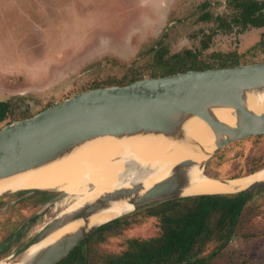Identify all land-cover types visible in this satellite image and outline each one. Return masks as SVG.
<instances>
[{"label":"rangeland","instance_id":"374dc122","mask_svg":"<svg viewBox=\"0 0 264 264\" xmlns=\"http://www.w3.org/2000/svg\"><path fill=\"white\" fill-rule=\"evenodd\" d=\"M207 1L205 8L198 7ZM210 15H223L224 23L217 26ZM231 15L224 0H0V99L20 95L21 107L27 106L35 114L42 106L81 92L92 82L120 80L134 67L148 74L154 53L147 48L159 37L171 52L181 48H200L204 54L236 51L241 60L261 62L264 54L257 47L264 27ZM252 50L257 52L255 56L248 53ZM262 155L264 135L233 141L212 156L203 175L232 178L242 172L246 159ZM51 190L56 195L61 192ZM254 190L257 211L250 224L261 234L248 246L240 238L230 243L235 251L246 248L251 264H264V186ZM29 194L32 192L0 195V251L7 243L10 247L0 257V264L19 259L39 230L72 200L66 195L45 205L50 198L30 208L19 202ZM39 210L18 238V225ZM11 222L20 223L8 238ZM159 233L157 217L146 216L122 235L110 236L101 247L120 254L130 240ZM214 245L209 244L204 254Z\"/></svg>","mask_w":264,"mask_h":264},{"label":"water","instance_id":"95a60500","mask_svg":"<svg viewBox=\"0 0 264 264\" xmlns=\"http://www.w3.org/2000/svg\"><path fill=\"white\" fill-rule=\"evenodd\" d=\"M254 98H264V61L189 69L165 76L144 77L126 85L83 90L29 117L0 127V181L49 165L106 137L164 139L201 156L200 166L204 169L212 156L229 143L264 135V107L256 109L252 104ZM220 109L229 110L233 124L216 114ZM198 123L209 128L213 141L193 132ZM192 163L190 158L176 163L168 176L142 195H137L140 186L135 184L128 189L102 193L74 212L61 211L39 230L31 243L72 221L82 219L85 226L59 237L41 250L30 264H55L95 228L130 211L178 197L233 194L264 186V179H261L230 193L181 194L183 188L192 185L187 173ZM206 177L221 183L239 178ZM34 189L6 188L0 195L19 190L31 193ZM64 196L66 193L61 191L44 204L49 205ZM119 200H125L132 209L86 228L92 214ZM40 212L32 213L17 229Z\"/></svg>","mask_w":264,"mask_h":264},{"label":"trees","instance_id":"16d2710c","mask_svg":"<svg viewBox=\"0 0 264 264\" xmlns=\"http://www.w3.org/2000/svg\"><path fill=\"white\" fill-rule=\"evenodd\" d=\"M226 6L232 10V17H241L252 26L264 27V0H224ZM209 2L198 4L205 8ZM210 15V18H212ZM217 26L224 23L223 15H215ZM209 18V15H208ZM258 47L264 54V34L260 38ZM204 48V47H202ZM148 51L154 53V64L148 74L134 67L120 80H107L103 83L92 82L83 90L109 85H126L134 80L146 77L165 76L189 69H207L214 67H229L238 64L255 63L256 60H241L236 51H213L202 53L199 48H181L169 51L163 40L156 39ZM255 56V50L248 52ZM261 61H264V57ZM82 91V90H81ZM20 95L0 99V127L11 121L29 117L27 106L21 107ZM42 106L38 111L47 108ZM37 111V112H38ZM4 123V124H3ZM264 167V155L245 160L242 172L232 177L246 175ZM231 178V177H229ZM256 190L243 191L233 194H204L169 199L138 211L112 219L95 228L75 248L67 253L55 264H251L246 257V248L234 250L230 243L233 238H240L243 244H250L261 234L251 224L250 220L257 211L253 203ZM28 190L5 194L4 197L20 196ZM56 192L51 189H34L32 194L22 197L21 204H28L36 208L39 204L52 198ZM146 216L158 219L160 233L146 239L130 240L127 248L120 254H114L102 249L101 245L110 236H119L133 224ZM33 217L24 227L20 228L17 237L23 235L26 227L34 222ZM25 216L22 217V220ZM17 224L11 222V231ZM17 239V238H16ZM215 245L204 254L206 247ZM9 243L0 251V257L9 251ZM204 254V255H203Z\"/></svg>","mask_w":264,"mask_h":264},{"label":"bare ground","instance_id":"6f19581e","mask_svg":"<svg viewBox=\"0 0 264 264\" xmlns=\"http://www.w3.org/2000/svg\"><path fill=\"white\" fill-rule=\"evenodd\" d=\"M252 104L256 109L263 108L264 98L262 100L254 98ZM216 114L227 123L233 124L229 110L220 109ZM193 132L205 140L213 141L211 131L203 123L196 124ZM188 158L193 160L187 168L192 185L183 188L181 194L230 193L264 179L262 167L248 175L238 176L239 178L232 179L229 183H221L203 175L204 169L200 166L201 156L191 154L167 140L106 137L92 141L49 165L0 181V191L13 187L58 189L66 193L65 198H72L66 205V211L74 212L86 202L93 201L102 193L114 189H128L139 184L137 195H142L153 184L168 176L176 163ZM131 209L132 206L125 200L111 202L109 207L89 217L86 228ZM85 224L82 219L69 222L41 240L28 245L19 259L1 264H29L45 247L59 237L84 227Z\"/></svg>","mask_w":264,"mask_h":264}]
</instances>
